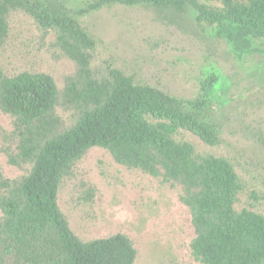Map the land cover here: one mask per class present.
<instances>
[{"label": "trees", "instance_id": "1", "mask_svg": "<svg viewBox=\"0 0 264 264\" xmlns=\"http://www.w3.org/2000/svg\"><path fill=\"white\" fill-rule=\"evenodd\" d=\"M115 5L143 8L231 56L264 37V0H0V114L8 124L0 150L15 171L0 168V264L135 263L138 250L126 233L83 238L58 205V192L94 149L176 194L193 233L187 247L200 264H264V212L239 206L241 172L251 162L224 137L244 107L232 104L209 59L191 97L125 74L80 22ZM26 34L25 45L55 69L1 58ZM190 134L224 151L200 150ZM251 136L264 146L263 132ZM259 182L248 197L263 202L264 173Z\"/></svg>", "mask_w": 264, "mask_h": 264}, {"label": "rangeland", "instance_id": "2", "mask_svg": "<svg viewBox=\"0 0 264 264\" xmlns=\"http://www.w3.org/2000/svg\"><path fill=\"white\" fill-rule=\"evenodd\" d=\"M80 22L125 74L177 96H193L199 67L207 59L222 71L224 92L233 96V105L244 107L242 117L231 116L224 137L233 144V152L252 163L246 162L247 171L241 172L246 192L239 206L247 203L264 212V201L248 197L249 191L260 189L264 173V146L251 136L257 131L264 133V37L253 39L243 54L231 56L219 43L164 26L140 7L115 5L92 12ZM27 36L14 41L1 58L55 69L43 53L25 45ZM7 128L6 118L0 114V135ZM188 136L200 150L217 155L224 151ZM0 168L15 173L6 165L1 150ZM87 189L91 199L80 193L85 190L87 194ZM58 205L83 238L126 233L138 250L134 264H200L187 247L193 233L176 194L158 179L126 169L102 150L86 155L77 175L58 192Z\"/></svg>", "mask_w": 264, "mask_h": 264}]
</instances>
